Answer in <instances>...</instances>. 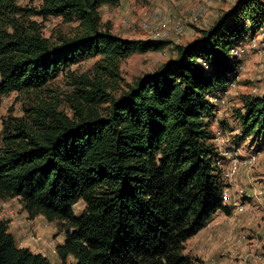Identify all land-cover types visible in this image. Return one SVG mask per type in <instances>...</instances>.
I'll use <instances>...</instances> for the list:
<instances>
[{
  "label": "trees",
  "instance_id": "obj_1",
  "mask_svg": "<svg viewBox=\"0 0 264 264\" xmlns=\"http://www.w3.org/2000/svg\"><path fill=\"white\" fill-rule=\"evenodd\" d=\"M118 3L42 0L26 8L0 0V100L97 58L73 78L71 115L40 98L2 122L0 198H17L29 219L62 223L61 264H195L186 241L217 211L229 213L212 128L221 106L209 97L236 80L243 58L231 49L264 29V0H235L183 43L114 33L99 9ZM32 15L73 28L46 36ZM169 44L165 61L121 86L123 59ZM232 117L239 130L233 144L248 138L262 141L255 146L262 150L264 95L242 96ZM0 264L50 262L19 246L0 219Z\"/></svg>",
  "mask_w": 264,
  "mask_h": 264
},
{
  "label": "rangeland",
  "instance_id": "obj_2",
  "mask_svg": "<svg viewBox=\"0 0 264 264\" xmlns=\"http://www.w3.org/2000/svg\"><path fill=\"white\" fill-rule=\"evenodd\" d=\"M41 1L17 0V4L21 7L29 8L37 7ZM229 3L230 1L226 0H119L116 6H101L99 12L102 24L107 22L114 33L126 38L151 39L150 32L141 27V23L144 20L164 25V21L168 18L171 20L180 19L184 26V33L169 39L174 43H183L196 35V29L211 26L220 12L224 11L223 8L230 5ZM210 6H212L211 13L204 15V9ZM193 12L198 13L199 16L196 21L192 22L189 20V15ZM30 19L42 22V32L46 36H50L58 30L62 33H69L74 24L73 22L68 24L60 23L59 18L56 17L43 19L40 16L32 15ZM124 20H128L130 26H127ZM171 50L172 45L169 44L162 50L134 53L123 59L120 63V70L124 83L121 86L123 87L125 82H131L143 73L153 71L171 55ZM242 58V68L239 69L234 86L228 89L224 103L220 104L221 114L229 118V121H226L228 127L234 130L238 129L232 114L235 108L241 106V97L249 94L255 96L264 95V79L262 78V73L264 72V51L258 53L257 50L250 48ZM96 59V57H91L61 70L48 84L37 90L28 93L12 91L2 96L0 100V132L2 122L11 116H22L26 106L36 103L40 98L57 101L59 108L71 115L72 111L66 100V94L73 89V78L77 74L89 71ZM255 87L256 92H253ZM216 112L219 114V111ZM212 128L216 132L221 131L224 138L233 136L227 135L222 130L219 120L213 122ZM232 140L233 137L228 138V142L233 143ZM250 140L247 138L245 142L239 144L241 156L256 152L255 146L262 142ZM237 182L242 188L252 185L250 188L255 187L256 191L261 190L260 199H252V201L244 204V209L240 210L241 213L233 212L226 216L224 212L219 211L212 217L210 224L205 226L204 230L213 229L223 234V238L213 246L214 248L206 245H196L198 242L197 237L201 233L189 238L185 244V251L197 259L195 264H264V153L258 155L256 162L251 167L240 168L233 179L230 182L227 181V184ZM7 206L13 209L15 213V223L20 225L17 219H21L23 223L20 226L26 225L25 228L30 238L42 240L44 243L49 244L50 248L54 249L57 244L63 241L65 229L61 222H49L43 216H36V219L33 218L35 220L30 223L31 221L29 220L32 219L28 218L17 198H0V219H3V209ZM83 206L81 201L77 202L73 207L74 213L79 214ZM24 245L32 248L29 242H24ZM209 255L214 257L209 258ZM57 258L51 259L49 262L51 264H61ZM206 259L208 260L205 261Z\"/></svg>",
  "mask_w": 264,
  "mask_h": 264
},
{
  "label": "built area",
  "instance_id": "obj_3",
  "mask_svg": "<svg viewBox=\"0 0 264 264\" xmlns=\"http://www.w3.org/2000/svg\"><path fill=\"white\" fill-rule=\"evenodd\" d=\"M219 1V0H218ZM230 2H234L235 0H226ZM199 14L193 12L189 15L190 21H196L198 19ZM127 26H130V22L128 20H124ZM164 25L161 23L153 22L149 20H144L141 23V27L144 30H148L153 39H166L170 37H177L184 33V26L180 19H167L164 21ZM168 24V25H167ZM171 24V25H169ZM255 49L258 53H262L264 51V29H260L255 36H252L245 40L238 46H235L231 49V53L234 56L242 57L247 53L248 49ZM242 68V66H240ZM262 78L264 79V72L262 73ZM233 81L226 90H223L221 94L217 96H210L209 99L214 103L223 104L225 94L228 92V89L234 86ZM253 92H256V87L253 88ZM263 95L259 96L262 97ZM214 142L216 143V149L218 151V156L216 158V163L220 167L221 170V180L224 185L222 196L224 200L228 196V184L227 181H231L235 175V173L240 168H249L254 164L258 158V155L264 153V148L260 151L253 152L248 155H242L239 152V144L228 143L227 136L224 138L221 134V131H217L214 136ZM262 191H254L249 194L252 199H260V195ZM241 196V195H240ZM234 208L237 210L244 209V203L242 201H237L233 204ZM18 223L22 225L23 221L21 219H17ZM210 221H208L205 226L209 225ZM52 243V241H51ZM22 244V243H21ZM27 246V245H25ZM28 247V246H27ZM51 264V263H50ZM57 264V263H56ZM59 264V263H58Z\"/></svg>",
  "mask_w": 264,
  "mask_h": 264
},
{
  "label": "crops",
  "instance_id": "obj_4",
  "mask_svg": "<svg viewBox=\"0 0 264 264\" xmlns=\"http://www.w3.org/2000/svg\"><path fill=\"white\" fill-rule=\"evenodd\" d=\"M229 4L230 5H227L225 8H223L224 11H227L232 3L230 2ZM216 5H218V3H216ZM211 7L212 6L207 7L206 9H204V11H203L204 15H207L208 13H211ZM224 11H221L220 14H222ZM192 38L190 37L189 39H187V41L192 39ZM217 111H219V114H217V112H215L216 113V117H215V114H214V121H217V120H219V122H221V121L222 122L223 121L224 122L229 121L228 117H225L223 114H221L220 108ZM223 131H225L227 135H233L234 133H236V132L238 133L239 132L236 129L233 130L232 132H230L228 130H225V129ZM230 137H232V136H227V138H230ZM245 141H246V139L240 141V143L241 142H245ZM228 143L230 144V142H228ZM241 182H243V181H241ZM250 186H252V185H250ZM250 186H248L246 188L245 187L242 188V186L238 182L237 183H230L228 185V193L229 194L226 197V199L224 200V205L228 207L229 213H226L224 211H220V212H224V214H226V216L230 215L233 212L241 213V211H239V210L234 208L233 204L235 202H237V201H242L244 204L252 201V198L250 196H248V195L253 193L254 191H256V188L255 187L250 188ZM3 211H4L3 212V219H1V220L7 221L9 231L12 233V235L14 236V238H15V240L18 243L19 246H25L24 242H29V244L32 246V248L29 247V246L28 247L32 251L41 253L42 255L46 256L49 260H51V259L53 260L54 258H57V255H56V252H55L54 248H50V245L47 244V243H44L42 240L30 238V236L27 233V229L25 228L26 225L25 226H20L17 223H15V220H14L15 213H14L13 209H11L10 207L7 206V207H5L3 209ZM217 213H219V211H217L214 215H216ZM35 219L29 220V221H31L30 223H32V221L35 220ZM210 220H212V218ZM197 234H200V235H199V237H197L198 242L196 243V245L200 244V246L201 245H206L208 247H213V246H215L218 243V241L220 239L223 238V234H220V233L214 231L213 229H211L209 231L204 230V227L201 230H199L194 236H196ZM36 248H38V250H36ZM208 257L212 258L214 256L209 255ZM207 260L208 259H206L205 261H207Z\"/></svg>",
  "mask_w": 264,
  "mask_h": 264
}]
</instances>
